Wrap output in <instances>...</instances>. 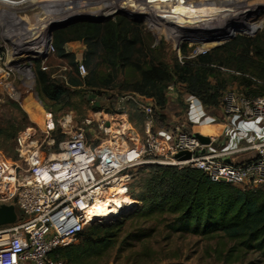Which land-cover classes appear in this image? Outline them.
I'll use <instances>...</instances> for the list:
<instances>
[{"label":"built area","instance_id":"built-area-1","mask_svg":"<svg viewBox=\"0 0 264 264\" xmlns=\"http://www.w3.org/2000/svg\"><path fill=\"white\" fill-rule=\"evenodd\" d=\"M46 48L54 51L51 44ZM0 73V85L11 93V68L1 58ZM77 73L84 75L82 64ZM129 98L143 114L141 131L123 106L101 107L78 123L70 113L57 120L44 112L42 132L54 152L45 154L33 132L25 130L14 140L19 162L0 154V205L14 206L17 214L14 224L0 226V264H67L51 254L75 243L85 227L100 220H93L96 205L130 198L139 171L149 167H191L213 183L248 191L264 184V96L228 89L216 116L187 95L184 120L177 121L158 120L150 98ZM205 127L213 131L203 132ZM57 132L64 138L56 144ZM182 153L190 158H175Z\"/></svg>","mask_w":264,"mask_h":264},{"label":"rangeland","instance_id":"rangeland-1","mask_svg":"<svg viewBox=\"0 0 264 264\" xmlns=\"http://www.w3.org/2000/svg\"><path fill=\"white\" fill-rule=\"evenodd\" d=\"M136 1L131 0L125 10L103 14L102 10L107 2L121 3L123 1L0 0V58L2 64L11 68L8 83L12 91L11 93L6 92L0 85V126L13 118H22L21 112H23L28 123V127L23 131L33 132L37 145L47 154L56 149L49 145L48 138L42 132L44 112L53 113L57 120H60L64 114L70 113L78 123L89 116L91 108L98 103L100 107L111 109L123 106L127 112L135 116L137 108L129 97L136 98L138 95L122 91L134 85L133 72L127 73L125 68L113 66L112 62L104 56L99 45L91 46L88 50L86 44L71 41L64 44L62 51L54 46L55 32L75 23H120V31L126 40L123 46H127V52L132 55L133 65L131 67L134 70L139 66L151 64L160 66L173 74L176 66L194 60L196 56L209 53L237 38L258 39L259 46L264 53V0H184L181 3L176 0V4L173 5L177 8L172 7L176 10L174 14L158 4L152 9H147V13L150 14L149 18L135 8ZM212 2L227 3L230 6H214ZM196 3H202V5ZM50 4L56 7H48ZM235 6L241 10L249 8L245 10L246 14L241 16L242 19H239L238 23L243 28L257 26L256 31H237L239 28L230 25L229 28L223 29L224 31L216 32L217 34L207 31L208 33L205 34L207 37L203 34L199 35V31L179 32L181 24L187 22L188 15L199 14L198 12L204 9L219 7L225 11H233L232 7ZM202 15L201 13L198 16L203 17ZM49 17L50 19H47ZM226 33L229 35H225ZM49 44L52 45L54 51L50 52L47 48L41 51L42 59L38 52L29 53L32 51L31 48L34 51L37 47L42 48L43 46L44 48ZM182 46H185V54L182 52ZM26 48L31 50L26 51ZM92 52L95 53L93 57ZM78 64H82L85 68L83 76L77 73ZM42 68L46 69L43 71ZM220 71L222 72L221 79L226 81V90L236 89L247 94L248 90L258 89L256 86L246 87L244 82L247 80L260 86L257 83L259 80L250 75H242L231 69H220ZM109 72H114V75L107 90L97 93V89L85 86L88 80L106 79L104 77ZM3 76L4 74L0 73V81ZM41 76L46 78L45 83L40 81ZM56 87H62L66 93L61 100L51 101L47 94L53 92ZM169 87L171 91L168 90ZM186 96L184 85L177 82L174 76L165 92L172 120H184L183 107L179 106V103H184ZM93 98L96 101H92V104ZM12 103L17 104L21 111L12 109L10 107ZM27 104L30 106L31 115L25 110ZM211 115L219 116V110L212 112ZM203 129L213 130L211 127ZM0 154L9 161L19 162L15 152L0 151ZM141 176L138 173L137 179ZM132 202L136 204L135 207L139 206L136 201L132 200ZM133 210L134 208L121 209L118 216L95 221L103 227L124 222L123 231L114 247L102 257L99 264H122L126 260L130 263L133 260H140L141 264H226L224 257H218L215 253L218 247L217 240L208 241L187 234L172 233L166 226V220L148 222L139 226L131 219ZM138 229L144 232L149 229L154 231L150 238L143 241L129 240V236L135 234ZM127 243L133 244V247H127ZM230 246L231 244L225 243L224 249ZM233 264H264V261L255 253L248 254Z\"/></svg>","mask_w":264,"mask_h":264},{"label":"trees","instance_id":"trees-1","mask_svg":"<svg viewBox=\"0 0 264 264\" xmlns=\"http://www.w3.org/2000/svg\"><path fill=\"white\" fill-rule=\"evenodd\" d=\"M120 25L118 22L75 23L55 32L53 44L58 50L71 41L86 44L88 50L91 46L99 45L113 66H121L127 73L133 72L135 75L134 85L122 91L152 99L160 121L169 119L171 115L165 92L174 76L177 82L184 85L185 94L197 98L209 115L219 110L221 97L226 91V81L221 79L220 69H231L257 78L260 86L248 80L244 82L248 88H258L248 90L247 95L264 96V53L258 39L237 38L176 66L173 74H170L168 70L151 64L132 69V55L127 52V46H123L126 40ZM182 47L185 54V46ZM93 52L92 57L95 55ZM113 75L114 72H109L104 80H88L85 86L100 93L110 86ZM40 81L45 83L46 78L41 76ZM53 90L47 94L51 101L61 100L66 93L62 87ZM92 101H96L95 98ZM94 105L92 112L101 109L98 103ZM179 106L183 107L184 114L185 104L180 102ZM10 107L21 111L17 104L12 103ZM136 111L135 116L128 112L129 120L141 131L144 117L140 111ZM21 113L22 118H13L0 126V151L14 152L16 136L28 127L26 116ZM63 138L57 132L55 143ZM139 174L142 176L136 178L129 192V197L139 205L131 213V219L139 226L166 220V226L172 233L217 240L215 253L218 257H224L226 264L239 262L246 255L255 253L264 261V184L255 190H243L229 184L213 183L200 170L191 167L176 169L154 166L140 170ZM123 227L124 222L109 227L93 222L79 233L75 243L55 250L51 257L67 264H99L114 247ZM153 231L138 229L129 236V240L143 241L150 238ZM225 243L231 244L226 250ZM126 245L133 247L131 243ZM122 264L141 263L140 260H133L132 263L126 260Z\"/></svg>","mask_w":264,"mask_h":264},{"label":"bare ground","instance_id":"bare-ground-1","mask_svg":"<svg viewBox=\"0 0 264 264\" xmlns=\"http://www.w3.org/2000/svg\"><path fill=\"white\" fill-rule=\"evenodd\" d=\"M121 1H123V2H121V3H116V2L110 3V2H107L105 4V7L103 6L104 9L102 10V13L103 14H109V13H113V12L118 11V10H125L126 5H128V3L131 0H129V1L128 0H121ZM181 1L183 2L184 0H178L179 3H181ZM175 2H177V1L176 0H148V1H146V0H137L135 8H138L137 10H140V13L145 15L146 18H149L150 14L147 13V9L148 8L152 9L155 5L157 6L158 4L159 5L161 4L162 6H164L165 9H167L169 13L174 14L176 12V10H174L175 8L172 9V7H176L177 8V6L173 5ZM196 4L202 5V3H196ZM212 5H214V6L215 5L230 6L227 3H220V2L219 3L218 2H212ZM48 7H56V5L50 4V5H48ZM232 9H233V11H225V10H223V9H221L219 7V8L204 9V11H199L198 8H197L196 10L199 11L198 13L199 14L202 13L204 16L202 15L203 17H200V16H198L199 14H192V15H188V16L186 15L187 16L186 17L187 22H185L184 24H181L179 32H186V31L187 32H193V31L196 32V31H199V35L203 34V36H206L205 34L208 33L207 31H210L209 33H213V32L216 33V32H219L220 30L225 29V28H229L230 25L233 26L234 28H239V29H237V31H239V30L241 31L242 30V31H246V32L247 31L254 32V31H256L258 29L257 26H248V27L243 28L238 23V20L242 19L241 16H244V14H246L245 10H249V8H247V9L245 8V9L241 10V9H237L236 6H235V7H232ZM183 10H184V8H183ZM201 10H203V9H201ZM152 13H153V11H152ZM75 14H77V13H75ZM47 19H50V17L47 18ZM151 21H153V20H150V22ZM228 32H231V31L228 30ZM227 34L228 33H226L225 35H227ZM31 49H32V51H30L29 53H31V52H39V51H44L46 49V46L44 48H43V46H42V48L37 47V49H34V51H33V48H31ZM31 49L30 48H26L25 50L29 51ZM29 108H30V106L27 104L26 107H25V110H26L27 113H29L31 115V111H30ZM211 131H213V130H209L208 131V130L203 129V132L209 133ZM108 203L110 205L103 204V205H96L95 206V216L96 217H94L93 220L102 219V218H108L110 216H118L119 210H121V209H123V210H131L136 205L134 202H132V200L130 201L128 198H125V197H121V198H118V199H113L112 201H108ZM109 207H113V209L110 210Z\"/></svg>","mask_w":264,"mask_h":264},{"label":"water","instance_id":"water-1","mask_svg":"<svg viewBox=\"0 0 264 264\" xmlns=\"http://www.w3.org/2000/svg\"><path fill=\"white\" fill-rule=\"evenodd\" d=\"M85 20V19H83ZM93 20V19H87ZM103 20V19H102ZM201 144H207V139L201 136H197ZM178 160H188L190 158V154L182 153L175 156ZM17 214L14 206L12 205H0V226L11 225L16 222Z\"/></svg>","mask_w":264,"mask_h":264}]
</instances>
